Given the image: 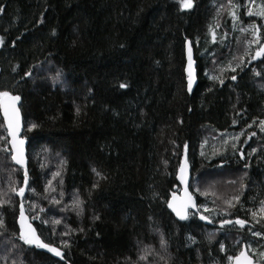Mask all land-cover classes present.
Masks as SVG:
<instances>
[{
    "label": "trees",
    "instance_id": "1",
    "mask_svg": "<svg viewBox=\"0 0 264 264\" xmlns=\"http://www.w3.org/2000/svg\"><path fill=\"white\" fill-rule=\"evenodd\" d=\"M193 5L0 0V91L21 98L28 160L20 201L12 189L24 186V173L11 162L0 116V264H229L242 246L264 264V55L251 58L264 42V18L247 15L264 0ZM188 41L197 70L191 95ZM184 156L198 213L211 226L193 214L178 223L168 211ZM20 204L63 262L18 239Z\"/></svg>",
    "mask_w": 264,
    "mask_h": 264
},
{
    "label": "snow or ice",
    "instance_id": "2",
    "mask_svg": "<svg viewBox=\"0 0 264 264\" xmlns=\"http://www.w3.org/2000/svg\"><path fill=\"white\" fill-rule=\"evenodd\" d=\"M176 3L179 6V11L183 12L185 10H190L193 8V0H176ZM230 15L232 16L233 20L237 19L236 13L233 11L230 13ZM247 15L252 16V15H259L262 18H264V7H261L259 12H253L252 10H249L247 12ZM253 30L254 32L258 33L259 30L255 29V26L253 25ZM52 35H55V30H53ZM19 38V37H18ZM256 41L259 42V35H256ZM3 43V40L0 39V44ZM121 47H124V45H121ZM262 55H264V43L261 44L260 48L258 50H256L255 55L252 56L251 58L253 60L261 57ZM193 64H194V60L192 57V51L191 48H188V65L186 68V72H187V88L188 91L191 92L193 90V83H194V69H193ZM16 69L13 68V71H15ZM232 71H235V69H232ZM255 72V70H254ZM256 75H260V73H255ZM31 75V72H26L25 76H29ZM62 73L57 70L55 76L51 77V79L53 80L54 83H58L60 82V77H61ZM209 79H216L215 77H209ZM232 80H236V76L233 75L231 77ZM220 83L223 84V80H220ZM118 87L120 89H126L129 87L127 82H119L118 83ZM0 100H4L7 101V103L0 105V110L3 111V116H4V121L6 124V128H7V135L8 137H10V143L12 145V160L20 165L21 167L24 166V157H23V144H24V140L23 139H18L17 134L20 131V118H19V111L16 108V102L20 100V97L18 95H10L9 92L7 91H0ZM260 126H261V131H264V120H261L260 122ZM32 127H35V125H33ZM251 127V125H250ZM255 133H253L254 135ZM238 138V137H237ZM255 151V149H253V152ZM241 158L243 159V156H241ZM93 171H96L95 169H93ZM177 179L181 182V184L186 183L188 177H187V164L186 163H181L180 169H179V174L177 175ZM24 183L27 184L28 183V175L27 172H25V176H24ZM49 184H51V181H49ZM97 185L93 184V187L95 188ZM13 192H15V194L17 196L23 197L25 194V188L24 187H20L18 190L16 188L12 189ZM176 197H173V200H175ZM233 199L235 200H239V196L234 197ZM56 203H59V201H55ZM229 204V207H232L233 205L231 204V202H227ZM80 204L81 201L79 199V197L77 196L74 201H73V206L79 210L80 208ZM260 212H261V218H264V200L260 201ZM168 207L170 209H172V211L176 214L177 218L179 220H187L189 218L188 213H187V209L188 208H193L196 209L197 205L193 202L192 196L188 195L187 192L185 193V197L182 201V203L180 204V206H176L173 201H169L168 202ZM205 211H208V209H205ZM77 214L79 215V211H77ZM253 215L255 216L256 213L254 212ZM98 218V217H97ZM200 220H204L207 221L208 223H212L213 221L210 220L207 216L204 215H200L199 216ZM61 221L60 220H55L54 223L55 224H59ZM233 223L232 220H224L221 222V226H223V224H231ZM257 223H259V220H257ZM19 224H20V233H19V237L18 239L20 241L23 242V244L25 245H34L38 248H44L47 249L48 252L52 253L53 255L57 256V257H61L62 253L61 251L57 250L55 247H51L48 244L42 242V240L36 235L35 231L28 226L27 227V231L26 229V225H25V215H24V208L23 205H21L20 208V218H19ZM235 224L239 225L241 228L245 227L246 221L243 219H239L237 218L235 220ZM4 227V222L2 219H0V228ZM68 233H61V235H67ZM253 235L259 236L261 235L259 232H253ZM188 239L190 241H192V243H195V240L189 236ZM65 246L67 245V242L65 241ZM160 245H161V249L166 250L167 248V244L166 241L164 240V237L161 236L160 238ZM13 247H15V245L13 244ZM143 251H147V250H142ZM220 251L224 252L225 251V245L224 243H220ZM261 256H264V252H262L260 254ZM139 260L143 261L146 259V256L144 254L139 255L138 257ZM227 261L229 262V264H231V262H235V264H253V260L249 258V256L246 254L245 251H240L238 255L236 256H232V255H228L227 256Z\"/></svg>",
    "mask_w": 264,
    "mask_h": 264
},
{
    "label": "water",
    "instance_id": "3",
    "mask_svg": "<svg viewBox=\"0 0 264 264\" xmlns=\"http://www.w3.org/2000/svg\"><path fill=\"white\" fill-rule=\"evenodd\" d=\"M263 43H264V42H263ZM260 46H261V45H260ZM189 47L191 48L190 43L187 42V43H186V47H185V61H186V65H185V73H186V75H187L186 68H187V65H188V48H189ZM259 48H260V47H259ZM191 51H192V57H193V50H192V48H191ZM262 56H263V55H262ZM193 58H194V57H193ZM259 58H260V57H259ZM257 59H258V58H257ZM193 69H194V76H195L194 83H193V88H194L195 83H196V73H197V71H196V63H195V62H194V64H193ZM187 90H188V88H187ZM188 92H189V91H188ZM10 95H11V94H10ZM5 103H7V101L0 100V105L5 104ZM20 104H21V99H20L19 101L16 102V108H17L18 111H19V118H20V131H19L18 134H17L18 139H22V133H23L22 113H21V110H20ZM0 116H1V119H2V121H3L4 129H5V131H6V136H7V139H8V147H9V151H10V154H11V157H12V154H13V153H12V145H11V143H10V139H11V138L8 137V135H7V128H6V124H5V121H4V116H3V111H2V110H0ZM22 147H23L24 166L21 167L20 165L16 164V163L12 160V158H11V162L13 163V165H14L15 167H17V168L23 170V173H24V176H25V172H27V170H28L27 143H26L25 141H24V144H23ZM241 156H242V153H239V157H240V159H241V161H242ZM181 163H186V164H187V177H188V179H187L186 183H184V184H181V182L177 179V175L179 174V169H180ZM181 163H180V165H179V167H178V170H177V173H176L177 187L174 188V192L171 193V195H170V197H169V199H168V202H169V201H173V203H174L176 206H180V204L182 203V201H183V199H184V197H185V193L187 192L188 195H191V196H192L193 202L197 205V202H196V200H195V197L193 196V194H192L191 191H190V183H191L192 176H191V167H190V164H189V162H188L187 156H184V158H183V160L181 161ZM26 185H27V184L24 183V186H23V187L26 188ZM174 196L176 197L175 200H173V197H174ZM22 198H23V197H20V196H19L20 201H22ZM168 202H167V208H168V211H169V213L172 215V217L175 219V221H177L178 223H184V222H186V220H183V221H182V220H179V219L177 218L176 214L172 211V209H170V208L168 207ZM21 205H22V204H20V206H19V214H18V218H17V226H18L19 233H20L19 218H20V208H21ZM187 213H188V216H189V214L197 215L198 217L201 215V214L198 213V207H197L196 209L188 208V209H187ZM24 215H25V225H26V229H25V230L27 231V227L30 226V227L35 231V233H36V235H37V232H36V230H35V227H34L33 223H32V222L28 219V217L26 216L25 211H24ZM201 221H202V223H203L205 226H211V223H208L207 221H204V220H201ZM37 236H38V235H37ZM31 246L36 247V246H34V245H31ZM49 246H50V245H49ZM51 247H53V246H51ZM36 248H38V247H36ZM38 249H40L44 254H46V255H48V256H50V257H52V258H54V259H56V260H58V261H60V262H63V258H62V256H61V257H57V256L53 255L52 253L48 252L47 249H44V248H38ZM56 249H57V248H56ZM57 250H59V249H57ZM59 251H60V250H59ZM241 251H245L246 254L249 256V258L253 260V264H255L254 259L248 254V252H247L245 246H242ZM61 253H62V252H61ZM231 264H235V262L233 261V262H231Z\"/></svg>",
    "mask_w": 264,
    "mask_h": 264
},
{
    "label": "bare ground",
    "instance_id": "4",
    "mask_svg": "<svg viewBox=\"0 0 264 264\" xmlns=\"http://www.w3.org/2000/svg\"><path fill=\"white\" fill-rule=\"evenodd\" d=\"M261 41V40H260ZM189 42V41H188ZM187 43V42H186ZM190 43V42H189ZM190 46H191V44H190ZM185 47H186V44H185ZM193 60H194V58H193ZM195 62V61H194ZM185 65H186V61H185ZM197 71V70H196ZM184 73H185V68H184ZM185 76H186V91H187V93L189 94V95H191L192 94V92H193V90H194V88H195V86H196V83H197V73H196V83H195V86H194V88H193V90L191 91V92H188V90H187V75H186V73H185ZM11 95H13V94H11ZM21 99V98H20ZM4 128V127H3ZM4 132V131H3ZM6 132V131H5ZM223 133V132H222ZM23 134V133H22ZM219 136V135H218ZM26 141V140H25ZM220 143V142H219ZM246 145V144H245ZM220 148V147H219ZM216 152H217V150H216ZM207 164V163H206ZM19 169V168H18ZM20 175V174H19ZM194 182V181H193ZM28 186V185H27ZM196 186V185H195ZM194 186V187H195ZM26 189V188H25ZM245 191V190H244ZM31 199V198H30ZM24 208V207H23ZM33 215V214H32ZM35 222V221H34ZM187 222V221H186ZM53 226V225H52ZM60 231V230H59ZM37 232V231H36ZM162 235V234H161Z\"/></svg>",
    "mask_w": 264,
    "mask_h": 264
},
{
    "label": "rangeland",
    "instance_id": "5",
    "mask_svg": "<svg viewBox=\"0 0 264 264\" xmlns=\"http://www.w3.org/2000/svg\"><path fill=\"white\" fill-rule=\"evenodd\" d=\"M239 152H241V151H239ZM244 162V160L242 159V163Z\"/></svg>",
    "mask_w": 264,
    "mask_h": 264
}]
</instances>
